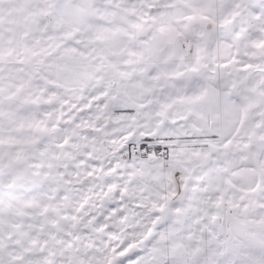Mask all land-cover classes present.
Returning <instances> with one entry per match:
<instances>
[{
	"label": "snow or ice",
	"instance_id": "1",
	"mask_svg": "<svg viewBox=\"0 0 264 264\" xmlns=\"http://www.w3.org/2000/svg\"><path fill=\"white\" fill-rule=\"evenodd\" d=\"M0 264H264V0H0Z\"/></svg>",
	"mask_w": 264,
	"mask_h": 264
}]
</instances>
